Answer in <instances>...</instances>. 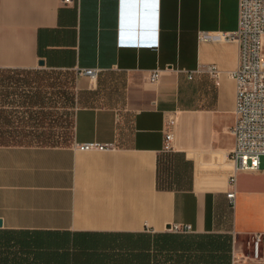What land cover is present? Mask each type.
Masks as SVG:
<instances>
[{"label": "crops", "instance_id": "crops-1", "mask_svg": "<svg viewBox=\"0 0 264 264\" xmlns=\"http://www.w3.org/2000/svg\"><path fill=\"white\" fill-rule=\"evenodd\" d=\"M237 27V0H0V69L78 79L73 103L64 97L74 123L67 145L0 147V264H162L170 238L194 235H228L232 264H264V245L263 259H252L254 235L264 233V167L236 173L230 158L236 83L228 74L239 44L222 37ZM209 64L219 86L206 74L188 78ZM80 69L97 70V79ZM43 85L50 98L56 87ZM101 91L107 104L79 105ZM171 118L174 152L194 165L190 191L157 190ZM89 142L116 148H74ZM172 224L193 232H170ZM236 238L250 239L249 251L236 252Z\"/></svg>", "mask_w": 264, "mask_h": 264}, {"label": "trees", "instance_id": "trees-1", "mask_svg": "<svg viewBox=\"0 0 264 264\" xmlns=\"http://www.w3.org/2000/svg\"><path fill=\"white\" fill-rule=\"evenodd\" d=\"M34 74L0 69V147H54L67 145L71 140L72 113H61L66 107L49 98V93L43 89V82H47L45 88H54L55 83L32 77ZM72 98L68 99L71 104ZM193 171V163L187 161L183 153L161 154L157 190H192ZM162 254V264H232V239L228 235L172 237L163 245Z\"/></svg>", "mask_w": 264, "mask_h": 264}, {"label": "built area", "instance_id": "built-area-1", "mask_svg": "<svg viewBox=\"0 0 264 264\" xmlns=\"http://www.w3.org/2000/svg\"><path fill=\"white\" fill-rule=\"evenodd\" d=\"M238 27L235 33L224 35L226 41L239 44V65L228 74L236 83L235 124L230 130L234 139V148L230 158L236 173H256L260 170L264 157V0H237ZM74 3V0H63V4ZM79 74L96 80L98 71L80 69ZM206 74L219 86L221 72L214 64L202 65L195 71H187L189 79L195 75ZM160 79V71H153L149 77L152 83ZM170 131L165 134L164 152H174L172 132L175 119L168 121ZM79 151H112L116 148L111 143L89 142L75 144ZM227 198L233 206L236 200L237 179H229ZM173 233H192L191 225L172 224L168 230ZM264 233L254 235L252 259H263ZM233 261L238 257L233 251ZM248 259V257H245Z\"/></svg>", "mask_w": 264, "mask_h": 264}, {"label": "rangeland", "instance_id": "rangeland-1", "mask_svg": "<svg viewBox=\"0 0 264 264\" xmlns=\"http://www.w3.org/2000/svg\"><path fill=\"white\" fill-rule=\"evenodd\" d=\"M55 73L56 75L54 76V78L56 80L53 83H55L56 88L54 90H49V91L50 93H58V94H55V95L52 94L50 95V98H54L57 100L60 99L61 102L63 101V103H66L67 101L64 100L65 98L63 95H65V97L69 99L71 97L70 93H75L76 84H77L78 79L74 72L56 71ZM103 80L105 84H107V83H110L114 79L108 76H103ZM105 93L106 91H101L100 95L96 97H92L91 95H86L85 97H83V101L79 103V105L80 106H83V105L98 106L102 104H107ZM63 105L66 108L70 106L69 103H66ZM60 111L61 113H65L66 110L62 108ZM261 167H264V157L261 159ZM139 240L138 242H140ZM248 242H250V239L247 240L245 238H236L235 241L233 240V247H235L236 252H239L240 249H244V248H246L247 251H249Z\"/></svg>", "mask_w": 264, "mask_h": 264}, {"label": "water", "instance_id": "water-1", "mask_svg": "<svg viewBox=\"0 0 264 264\" xmlns=\"http://www.w3.org/2000/svg\"><path fill=\"white\" fill-rule=\"evenodd\" d=\"M39 65H40V66H44V61H40ZM2 225H3V222H2V220L0 219V228H2ZM167 228L170 229V226H168Z\"/></svg>", "mask_w": 264, "mask_h": 264}]
</instances>
